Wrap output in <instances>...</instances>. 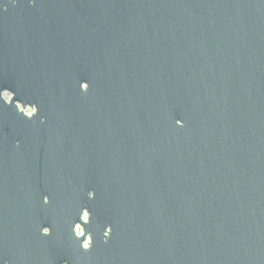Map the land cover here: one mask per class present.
Returning a JSON list of instances; mask_svg holds the SVG:
<instances>
[{"label":"water","instance_id":"obj_1","mask_svg":"<svg viewBox=\"0 0 264 264\" xmlns=\"http://www.w3.org/2000/svg\"><path fill=\"white\" fill-rule=\"evenodd\" d=\"M0 264H264V0H0Z\"/></svg>","mask_w":264,"mask_h":264},{"label":"flooded vegetation","instance_id":"obj_2","mask_svg":"<svg viewBox=\"0 0 264 264\" xmlns=\"http://www.w3.org/2000/svg\"><path fill=\"white\" fill-rule=\"evenodd\" d=\"M45 201L48 202V199L46 198ZM58 215L61 216V214H58ZM64 215H65V214H64ZM64 215H63V216H64ZM79 230H81V233H82V229H81V227L78 225V226L76 227L77 234H78ZM50 233H51V231H50L49 228H45V229L43 230V234L49 235ZM81 235H82V234H81ZM84 246L86 247V243H84Z\"/></svg>","mask_w":264,"mask_h":264},{"label":"rangeland","instance_id":"obj_3","mask_svg":"<svg viewBox=\"0 0 264 264\" xmlns=\"http://www.w3.org/2000/svg\"><path fill=\"white\" fill-rule=\"evenodd\" d=\"M8 98H9V97L7 96V99H8ZM27 112L30 114V113H31V110H28Z\"/></svg>","mask_w":264,"mask_h":264}]
</instances>
